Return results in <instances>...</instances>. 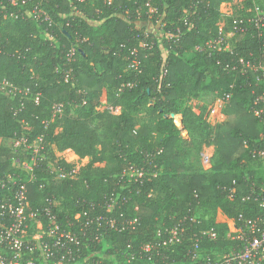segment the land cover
I'll use <instances>...</instances> for the list:
<instances>
[{
	"label": "trees",
	"instance_id": "1",
	"mask_svg": "<svg viewBox=\"0 0 264 264\" xmlns=\"http://www.w3.org/2000/svg\"><path fill=\"white\" fill-rule=\"evenodd\" d=\"M231 1L27 0L12 5L9 0H0V77L18 89H28L27 94L18 93L16 97L0 90V138L22 135L23 125L28 124L33 126L31 135L27 132L31 139L43 135L56 142L60 151L70 148L81 156H91L93 161L104 162L89 165L74 178L59 179L52 177L47 162H43L36 166L35 179H31L14 165L12 149L0 144V174H20L34 207L44 206L48 199L57 201L54 210L64 223L77 213L84 219L86 211L90 216L107 212L106 203L119 192L109 214L119 220L135 217L137 221L123 230L108 231L97 244L99 253L91 260L126 264V255L132 251L136 253L133 263L143 264L148 258L142 249L146 243L152 246L153 264L185 260L193 244L190 235L181 244L169 246L163 244L157 230L186 216L198 220L192 224V232L216 229L215 239L202 242L203 253L214 256L236 244L227 235V224L218 220L219 212L250 219L264 215L259 201L245 198L264 186V161L249 153L262 133L250 111L254 94L248 81L253 73L225 68L250 53L260 55L264 36L241 33L232 52L216 56L194 50L195 45L218 34L221 19L225 30H229L234 17L248 15L247 9L254 3L264 8L262 1L243 0L236 13L225 16L220 6ZM74 4L82 15L72 17ZM36 5L53 19L50 29L56 42L45 35L46 25L30 17L5 15L6 11L25 13ZM193 6L192 27L185 33L176 31V26L185 27L182 18ZM151 8L163 13L166 29L176 34L165 61L161 60V48L152 31L148 30L147 38L152 45L140 46L147 30L136 27V19L139 12ZM73 45L77 48L71 63L73 78L66 82L62 67ZM134 49L140 59L136 68L129 67ZM189 52H193L192 57L185 60ZM103 92L108 105L119 110L112 112L106 106L98 109ZM226 93H231L223 109L227 119L215 124L198 123L193 110L185 106L190 96L206 95L211 101ZM60 102L64 103V111L52 119V106ZM171 114L181 116L182 129L189 136L182 135ZM203 145L215 148L209 169L189 160L200 157ZM149 160L157 173L134 178L128 188L119 191L125 167L144 165ZM59 162L71 166L63 159ZM232 190L234 195L230 197Z\"/></svg>",
	"mask_w": 264,
	"mask_h": 264
},
{
	"label": "built area",
	"instance_id": "2",
	"mask_svg": "<svg viewBox=\"0 0 264 264\" xmlns=\"http://www.w3.org/2000/svg\"><path fill=\"white\" fill-rule=\"evenodd\" d=\"M27 0H9L12 5L19 2L25 3ZM246 16L234 17L232 27L225 30L219 27L218 34L204 43L197 44L195 51L206 52L209 56H216L222 52H232L234 42L241 33H247L253 37L264 36V8L258 3L247 9ZM5 15L18 18L30 17L40 24L46 25V36L52 40L55 36L51 31L53 19L39 5L32 10L23 12H7ZM49 31V33H48ZM150 33L146 31L145 39L140 41V46L150 47L147 38ZM80 41L84 39L78 38ZM264 44V43H263ZM77 48L71 46L66 52V65L62 67V73L66 82L72 77L73 68L71 63L75 60ZM129 67H138L140 59L134 49ZM225 68L230 71L246 74L252 71L248 84L252 87L254 97L250 104V111L257 118L262 127V133L257 142L251 147L249 153L252 158L264 161V50L260 55L250 53L249 56L240 57L235 63L226 64ZM166 69L163 71L165 75ZM124 86V85H123ZM122 88H120L121 90ZM0 90L7 96L16 97L18 93H28V89H18L6 78L0 77ZM40 94L36 95L35 101H39ZM231 98V93H226L223 97L226 101ZM23 106V104H22ZM112 112L120 109L106 105ZM53 118L59 117L64 111V103H55L52 106ZM175 123L180 127L181 118H174ZM43 135L37 136L43 139ZM17 146H31L33 139L28 134H23L13 138ZM212 156L201 153L202 165L205 169L212 167ZM15 166L24 170L31 179H35L36 162H29L16 156L13 159ZM133 168V166H131ZM125 171H123V174ZM122 174V176H123ZM140 175L135 179L141 178ZM71 177L61 175L60 178ZM72 178V177H71ZM258 190V191H257ZM253 190L245 198L254 197L264 208V186ZM233 197V190L228 194ZM117 201L106 203V211L90 216L88 211L82 215L77 213L73 219L64 223L58 213L54 210L57 205L53 199H48L44 206L34 207L28 199L26 183L18 173L0 174V264H102L99 260H91L96 253V248L106 233L110 230H123L131 227L137 218L131 217L123 220L110 215ZM222 222L227 224L228 237L236 244L228 251L209 255L202 251V242L206 238L213 240L217 237L214 227L203 228L192 232L191 226L197 223L195 216H186L174 225H166L157 230V236L163 237V244L174 246L181 244L186 235H190L193 244L185 254V260L171 264H264V215L254 219L245 218L243 215L228 217L222 212ZM218 214V215H219ZM151 244L142 246L148 258L143 260V264H153V255L150 254ZM174 250V248L172 249ZM136 253L129 251L126 255V264H134Z\"/></svg>",
	"mask_w": 264,
	"mask_h": 264
},
{
	"label": "rangeland",
	"instance_id": "3",
	"mask_svg": "<svg viewBox=\"0 0 264 264\" xmlns=\"http://www.w3.org/2000/svg\"><path fill=\"white\" fill-rule=\"evenodd\" d=\"M264 2V0H259ZM243 5V0H234L231 2H223L220 6L221 12L227 16L232 15L233 13H236L238 9ZM77 6L74 4L72 7V17H76L78 15H82V12L78 10ZM195 13V7L188 9L185 12L184 17L182 18L184 22L185 27H181V25L176 26V31L179 29L181 30V33H185L184 30L190 29L193 24V17ZM164 15L162 12L155 8H151L146 13H138L135 26L136 27H144V30H150L152 31L158 40V43L161 48V57L162 61H165L168 57V54L171 52L172 45L170 46V41L176 37V34L171 33L166 29V23L163 22ZM98 20V19H97ZM103 21V20H102ZM101 21V22H102ZM95 22V21H94ZM97 23V22H96ZM98 23H100V20H98ZM97 23V24H98ZM224 20L221 19L219 21V27H223ZM188 28L186 29V27ZM46 29H45V35H46ZM49 33V31H48ZM55 37L51 40L52 43L56 42ZM193 52H189L184 55V59L187 60L190 57H192ZM209 96L202 95L200 97H192L190 96L185 103V106L191 108L193 112L196 114L198 118V123L202 124L203 121H207L210 124H215L217 122H221L225 119H227L226 114L224 113L223 109L226 105V100L219 97L217 99L208 100ZM107 103V94L106 92H103L102 98H101V105L98 107V109L104 108ZM177 118H181V116L177 115ZM53 119V116H52ZM180 128H183V125L180 123ZM56 129L55 131H57ZM33 131V126H30L28 124L23 125V134H27V132L30 133ZM182 135L187 137L189 136L188 132L184 129H182ZM0 144L7 145L10 147L14 153V157L19 156L23 160H27L29 162L35 161L36 165H40L43 162H47V165L51 169L52 177L55 179H59L61 175H70L71 177H76L78 173L86 169L89 165L97 166V165H104V162H96L93 161L92 157L87 156H81L77 154L73 149H65L60 151L58 149V144L54 142L51 139H46L43 137V139H38L37 137H33V141L31 142V146H24L20 145L17 146L13 140V137L9 138H0ZM214 146H204L202 147L201 153H207L208 155H211L214 152ZM60 159H63L65 162L71 164V166L67 167L63 164H61L59 161ZM190 162L192 164H195L196 166L202 163L201 155L200 157L193 156L190 159ZM14 161V160H13ZM14 163V162H13ZM15 165V163H14ZM133 166V168H131ZM155 166L152 164L151 160L147 161L144 165H127L124 169L125 173L122 176L121 184L119 185L118 190L121 191L123 189H126L129 187L130 182L132 179L139 177L140 175H148V174H155L157 171L154 170ZM119 197V192L116 193V196L111 201H117V198ZM58 204V202L56 201ZM218 220H222V215H218ZM222 254V253H218Z\"/></svg>",
	"mask_w": 264,
	"mask_h": 264
},
{
	"label": "water",
	"instance_id": "4",
	"mask_svg": "<svg viewBox=\"0 0 264 264\" xmlns=\"http://www.w3.org/2000/svg\"><path fill=\"white\" fill-rule=\"evenodd\" d=\"M171 117H172V118H176L177 115H176V114H171Z\"/></svg>",
	"mask_w": 264,
	"mask_h": 264
}]
</instances>
